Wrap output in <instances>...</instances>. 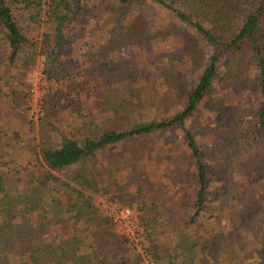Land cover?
Listing matches in <instances>:
<instances>
[{"label": "rangeland", "instance_id": "374dc122", "mask_svg": "<svg viewBox=\"0 0 264 264\" xmlns=\"http://www.w3.org/2000/svg\"><path fill=\"white\" fill-rule=\"evenodd\" d=\"M16 10L23 31L36 44L27 49L38 54L26 70L23 56L15 65L0 58V264H32L30 253L39 248L36 264H152L149 256L153 264L264 263V124L256 72L243 93L217 82L216 92L199 108L196 132L208 188L204 208L194 217L197 169L179 125L108 145L62 170L49 167L42 155L43 146L57 147L64 136L82 141L93 127L100 130L107 116L104 100L111 95L124 99L127 84L106 60L123 59L145 76L139 82L145 108L135 115L136 122L167 106L181 108L179 99L152 107L148 89L163 66L192 79L186 59H169L175 36L195 37L192 29L147 1L138 11L150 20L153 32L162 33L160 39H153L150 47L130 39L126 47L104 50V56L107 32L101 37L97 29L91 30L94 20L88 17L72 23L67 33L73 44L70 55L85 71L77 75L81 91L69 105L62 92L65 85L48 79L39 53L43 34L52 24L45 16L33 23L19 4ZM117 30L111 24L108 35ZM78 46L84 53L81 59L75 57ZM221 64L224 68L225 59ZM157 88L163 94L170 86L159 81ZM43 97L53 110L51 116L40 110ZM82 168L96 178L98 192L74 181ZM66 183L93 196V217L77 218L75 204L81 205L83 198ZM114 203L129 205L140 220L144 218L145 250L105 217L106 206Z\"/></svg>", "mask_w": 264, "mask_h": 264}, {"label": "trees", "instance_id": "16d2710c", "mask_svg": "<svg viewBox=\"0 0 264 264\" xmlns=\"http://www.w3.org/2000/svg\"><path fill=\"white\" fill-rule=\"evenodd\" d=\"M92 1L94 0H0V58L5 64L15 65L23 56L21 66L26 70L38 54L27 49L29 45L36 44L23 31L17 16L18 4L29 13L33 23L39 24L45 16L44 21L51 23L52 29L45 31L40 47L39 53L44 57L43 72L49 80L65 85L62 92L71 105V97L75 93L80 94L81 91L77 75L85 70L74 62L72 57L74 54L70 55L73 44L71 45L67 36L68 27L71 28L72 23L79 22L85 17L94 20L95 26L90 29H97L101 37L102 33L107 32L109 38L103 48V54L104 50L128 46L130 39H136L144 47H150L153 39H160L162 35L160 32H153L150 20L143 12L138 11L140 6L150 1L164 9L172 19L186 24L195 33V37L189 36L190 34L175 36V46L169 52V59L188 61L192 79L189 81L183 71L175 72L168 67H160L158 80L148 89L150 105L157 108L159 104H168L179 99L182 107L169 110L166 105L165 111L148 120L136 122L135 115L145 108L143 88L139 84L145 76L140 68L130 67L123 59L106 60L116 75L126 82V96L120 100L116 95H111L104 100L107 116L100 130L93 127L94 132L82 141L76 137L64 136L57 147L43 146V159L49 167L62 170L81 164L108 145L126 141L130 137L155 134L159 130L179 125L197 169L195 217L204 208L208 188L207 164L203 160L196 132L199 125L197 113L201 104L216 92V83L222 81L232 84L243 93L251 87L255 79L252 72H256L261 99L260 119L264 124V0ZM135 8L137 10H134ZM111 24L118 30L108 35L107 29ZM74 50L77 59L83 58L82 47L78 46ZM5 51L7 52L4 53ZM223 59L224 68L221 64ZM159 81L169 85L170 89L159 94L157 88ZM15 94L18 95L16 92ZM31 96L32 93L28 90L25 97L29 110ZM53 97L55 98V95ZM46 103L47 100L45 101L43 97L42 111L51 116L53 110L49 109ZM74 181L91 192L100 190L96 178L86 169L82 168V172ZM66 185L72 187L83 198L81 205L75 204L77 218L85 215L88 219L93 217L97 212L93 196L70 183ZM105 217L111 221L106 214ZM144 221L141 217L140 222L145 228ZM39 253L40 248L31 251L32 264L38 262Z\"/></svg>", "mask_w": 264, "mask_h": 264}, {"label": "built area", "instance_id": "2783aa9c", "mask_svg": "<svg viewBox=\"0 0 264 264\" xmlns=\"http://www.w3.org/2000/svg\"><path fill=\"white\" fill-rule=\"evenodd\" d=\"M33 108V107H32ZM42 108V104H41ZM40 110L42 111V109ZM34 113H38V110H34ZM106 215L118 228L122 229V233L128 240L143 249L142 241L144 240V229L138 218L137 212L129 206L119 205L114 203L113 205L106 206ZM150 263H154L152 258L148 257Z\"/></svg>", "mask_w": 264, "mask_h": 264}]
</instances>
